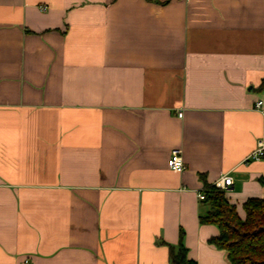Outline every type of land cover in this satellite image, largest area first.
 Instances as JSON below:
<instances>
[{"label":"crops","instance_id":"obj_1","mask_svg":"<svg viewBox=\"0 0 264 264\" xmlns=\"http://www.w3.org/2000/svg\"><path fill=\"white\" fill-rule=\"evenodd\" d=\"M263 80L264 0H0V264H231L199 195L264 198Z\"/></svg>","mask_w":264,"mask_h":264},{"label":"trees","instance_id":"obj_2","mask_svg":"<svg viewBox=\"0 0 264 264\" xmlns=\"http://www.w3.org/2000/svg\"><path fill=\"white\" fill-rule=\"evenodd\" d=\"M259 90L264 91V80ZM204 193L202 200L209 210L200 216V221L219 228V234L211 237L210 242L227 251L231 264H264V198H248L244 202L246 216L241 218L224 190L207 184ZM170 264L197 262L188 257V249L180 242L178 246L170 245Z\"/></svg>","mask_w":264,"mask_h":264},{"label":"built area","instance_id":"obj_3","mask_svg":"<svg viewBox=\"0 0 264 264\" xmlns=\"http://www.w3.org/2000/svg\"><path fill=\"white\" fill-rule=\"evenodd\" d=\"M45 7V6H44ZM255 108L260 109L264 112V97L258 99L255 103ZM179 116H183V112H179ZM264 156V141L259 140L257 148L251 153L250 158L252 159H259ZM169 166L172 170L175 172H184L187 168V165L184 161L183 153L181 148H175L171 152V156L169 158ZM233 179L232 176L228 174H223L214 185L224 191L228 190L230 188V185L232 184ZM200 199L205 198V193H200Z\"/></svg>","mask_w":264,"mask_h":264}]
</instances>
